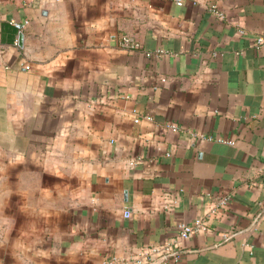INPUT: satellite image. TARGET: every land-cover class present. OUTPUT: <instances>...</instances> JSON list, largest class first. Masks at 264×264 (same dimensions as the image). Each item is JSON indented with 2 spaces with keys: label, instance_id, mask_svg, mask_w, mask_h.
Listing matches in <instances>:
<instances>
[{
  "label": "crops",
  "instance_id": "crops-1",
  "mask_svg": "<svg viewBox=\"0 0 264 264\" xmlns=\"http://www.w3.org/2000/svg\"><path fill=\"white\" fill-rule=\"evenodd\" d=\"M260 32L264 0H0V264H264Z\"/></svg>",
  "mask_w": 264,
  "mask_h": 264
},
{
  "label": "built area",
  "instance_id": "built-area-1",
  "mask_svg": "<svg viewBox=\"0 0 264 264\" xmlns=\"http://www.w3.org/2000/svg\"><path fill=\"white\" fill-rule=\"evenodd\" d=\"M174 1L178 4H183L185 2V0H174ZM211 8L220 17L224 15L223 11L220 10L216 4H212ZM11 22L18 30L22 31L30 23V19L27 18L24 20H19L16 18H12ZM240 31L244 32L243 29H240ZM254 40H255V45L258 48H264V32L257 33L254 37ZM15 44H19V38L15 39ZM119 45L129 50L144 48L142 42L137 40L133 35H130V34L120 35ZM144 50L146 51V54L148 56L160 55L161 53H164L166 51L164 48H158L154 50H147V49H144ZM166 79L167 78L165 76H162L161 78L162 81H166ZM170 125L173 128L178 127L176 123H171ZM220 200L222 203H225L227 199L222 198ZM177 228H178L179 239H187V238H190L192 235H194L198 231L208 230L209 225L205 217L199 216L195 218V220L192 222L186 219H182L178 221ZM172 252H176L177 255L180 254L178 250L175 249L174 243L164 242L161 244H152L150 246H146L140 252L130 255V256L120 257L117 255H112L111 257L107 258L104 261V263L105 264H126L127 262H131L133 264H151L152 259L155 256L157 255L167 256ZM237 264H242V263H237Z\"/></svg>",
  "mask_w": 264,
  "mask_h": 264
},
{
  "label": "water",
  "instance_id": "water-1",
  "mask_svg": "<svg viewBox=\"0 0 264 264\" xmlns=\"http://www.w3.org/2000/svg\"><path fill=\"white\" fill-rule=\"evenodd\" d=\"M19 44L21 46L23 45V31H20V34H19Z\"/></svg>",
  "mask_w": 264,
  "mask_h": 264
}]
</instances>
